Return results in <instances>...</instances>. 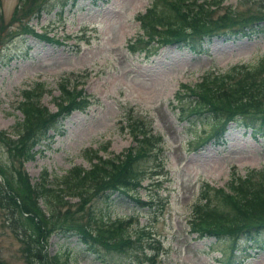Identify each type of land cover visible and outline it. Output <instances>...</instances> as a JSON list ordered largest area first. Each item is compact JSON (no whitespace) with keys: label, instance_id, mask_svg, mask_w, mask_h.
<instances>
[{"label":"rangeland","instance_id":"1","mask_svg":"<svg viewBox=\"0 0 264 264\" xmlns=\"http://www.w3.org/2000/svg\"><path fill=\"white\" fill-rule=\"evenodd\" d=\"M40 1L0 0V131L8 136L21 121L16 105L22 90L34 83H44L39 103L52 113L55 103L66 98L59 93L60 81L67 80L65 88L87 98L89 104L60 120L58 132L49 131L34 148L33 159L22 165L29 182H37L44 171L53 181L72 166L87 169L96 161L93 155L108 156L134 146L133 133L122 127L124 118L133 117L147 132L161 136L160 150L143 162L145 168L155 167L154 172L129 194L131 198L114 193L108 202L92 200L94 218L129 220L125 229L130 235L139 229L148 231L159 252L144 264H227L229 241L198 238L190 231L191 205L201 184L225 189L231 174L264 168V138L229 123L222 144H189L194 129L202 127L178 120L172 96L180 84L192 85L206 73L224 76L235 66L254 67L264 60V36L251 40L215 36L202 43L198 54L175 46H160L157 52L150 47V53H143L127 44L144 39L134 18L145 13L149 0H103L96 5L76 0L64 6L63 0H48L47 8L35 17ZM216 1H220L216 8L209 9H214L211 21L227 10L236 21L264 20V0ZM23 15L30 34L22 35L19 29ZM41 35L53 41L48 43ZM10 55L14 58L4 65ZM1 138L0 164L9 176V168L18 167L19 159L11 162ZM134 197L148 205L140 206ZM67 202L71 206L63 205L62 210L76 208L75 198ZM86 216L84 212L80 220L84 222ZM8 219L0 208V264H26ZM45 246L47 256H56L59 264H99L74 235L52 234ZM236 247L229 264H264V235ZM107 261L127 264L129 259L115 255Z\"/></svg>","mask_w":264,"mask_h":264},{"label":"trees","instance_id":"2","mask_svg":"<svg viewBox=\"0 0 264 264\" xmlns=\"http://www.w3.org/2000/svg\"><path fill=\"white\" fill-rule=\"evenodd\" d=\"M69 1L73 3L76 0H63L61 6ZM102 1L90 0L92 5ZM149 2L145 13L134 18L144 39L137 38V42L127 44L143 53H150L147 49L150 47L157 52L163 46H175L198 54L202 51V43L215 36L246 40L264 36V20L261 18L236 21L234 14L227 10L221 18L211 21L210 14L214 9H209L216 8L220 1ZM47 3L48 0L40 1L33 11L35 17L47 8ZM21 18L24 19L18 23L22 24L19 28L21 34L32 33L28 29L27 17L23 15ZM39 38L48 43L53 41L43 35ZM12 58L14 56L10 55L2 63L8 64ZM64 82L58 83L59 93L66 98L55 103L54 113L39 103L38 96L45 87L44 83H34L31 88L22 90L21 100L16 105L21 121L11 127L8 136L0 131V140L4 137L11 162L19 159L18 167L12 165L9 168V176L0 164V176L5 186L3 188L0 184V208L9 216L21 255L26 264H59L56 256H47L45 249L48 238L59 234L76 236L85 251L99 264H108V258L115 255L127 257V264L152 262L159 251L148 231L139 229L130 235L125 229L129 220L102 221L101 217L94 218L95 214L89 206L95 199L110 201L114 193L131 198L129 194L139 188L148 174L154 172L155 167L145 168L143 162L160 150L159 134L147 132L143 124L133 117L124 118L125 126L122 127L133 133L134 146L108 156L93 155L96 161L87 169L72 166L53 181L44 171L37 182L30 183L28 174L22 169L24 162L33 159L34 148L46 140L48 132H58L57 123L60 120L73 111L84 110L89 104L87 98L67 90ZM172 100L178 120L187 122L190 127H202L199 131L194 129L189 144H200V147L206 143L222 144L229 123L249 130L252 137L264 138V60L260 59L254 67L235 66L224 76L206 73L201 81L192 85L182 83ZM90 151H86L87 154ZM225 184V189L201 184L198 199L191 205L189 228L198 238L229 241L230 252L225 261L229 264L231 250L237 249V244H252L264 235V168L250 169L243 175L231 174ZM65 198L76 199L74 210H62L63 205L71 204ZM134 200L140 206L148 205V202H141L136 197ZM84 212L87 216L82 222L80 217Z\"/></svg>","mask_w":264,"mask_h":264}]
</instances>
